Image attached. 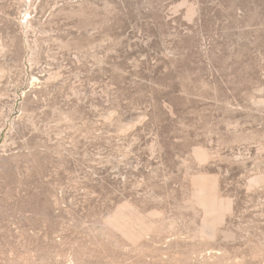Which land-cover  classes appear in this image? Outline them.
Here are the masks:
<instances>
[{
	"label": "rangeland",
	"instance_id": "374dc122",
	"mask_svg": "<svg viewBox=\"0 0 264 264\" xmlns=\"http://www.w3.org/2000/svg\"><path fill=\"white\" fill-rule=\"evenodd\" d=\"M0 264H264V0H0Z\"/></svg>",
	"mask_w": 264,
	"mask_h": 264
}]
</instances>
